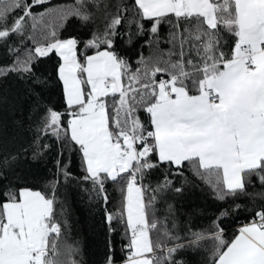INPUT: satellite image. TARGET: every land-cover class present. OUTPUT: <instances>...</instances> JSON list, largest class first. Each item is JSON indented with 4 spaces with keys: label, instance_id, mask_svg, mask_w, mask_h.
<instances>
[{
    "label": "snow or ice",
    "instance_id": "6c2138e0",
    "mask_svg": "<svg viewBox=\"0 0 264 264\" xmlns=\"http://www.w3.org/2000/svg\"><path fill=\"white\" fill-rule=\"evenodd\" d=\"M45 2L0 0V21L5 22L0 24V42L7 47L18 35L21 44H33L24 47L23 56L20 48L9 47L13 62L0 66V77L16 74L44 85L36 73L38 61L52 55L59 61L56 74L64 109L45 108L32 158L50 147L40 145V137L51 135L66 146H78L87 173L83 178L92 180L99 192L107 181L121 185L125 264H183L176 253L208 239L212 246L207 264H264V208L231 239L214 222L210 234L192 232L186 243L171 246L166 241L180 237L169 229L168 216L156 215L166 192L184 190L171 177H183L186 167L220 201L264 199V0H118L103 5L75 0L56 15L61 24L76 17L82 26L92 25L83 41L61 38L58 27L35 33L44 14L38 19L32 8ZM98 7L103 11L100 25ZM12 13L19 14L8 25ZM125 25H134L136 36L148 35L145 44L157 51L161 26L167 25L164 42L171 47L148 59L141 54L134 69L117 50L119 37L132 38L131 31H120ZM56 163L51 196L17 187L0 171V264H68L64 257L72 250L62 251L57 243L61 224L55 188L60 172L69 173L67 166ZM160 169L162 179L155 186L145 185ZM254 181L261 191H255ZM114 218L107 217L109 222ZM106 264H114L111 255Z\"/></svg>",
    "mask_w": 264,
    "mask_h": 264
},
{
    "label": "trees",
    "instance_id": "16d2710c",
    "mask_svg": "<svg viewBox=\"0 0 264 264\" xmlns=\"http://www.w3.org/2000/svg\"><path fill=\"white\" fill-rule=\"evenodd\" d=\"M74 2L75 0H46L44 4L35 5L32 8L34 15L39 19L44 14V19L38 23L35 33L39 35L41 30L58 27L61 38L76 36L82 41L87 40L92 25L82 26L76 17H70L66 23L61 24L57 18L58 10L71 8ZM117 2L118 0H98L99 5ZM128 2L131 3V0ZM96 11V22L100 25L103 11L99 7ZM18 14H10L6 23L10 25L11 16ZM3 23L5 22L0 21V24ZM28 23H32L30 18ZM120 31L132 33L131 41L127 34L117 39V50L129 59L134 69L141 54L148 59L161 52L167 53L171 47L164 42L169 32L167 25L161 26L159 51L145 44L149 39L148 35H135L134 25L131 29L126 25L122 26ZM29 34H32L31 30ZM20 41L21 38L14 35L7 47L0 42V66L11 65L13 62V53L8 51L9 47L20 48L21 56L25 46L33 47L31 41H26L25 44ZM58 62L55 55L38 61L36 73L40 79L46 81L44 85L21 79L16 74L0 77V171H4L8 180L17 187L27 186L51 196L49 182L57 172V160L60 161V168L67 166L69 175L65 176L61 171L55 188L56 218L61 224V236L57 243L62 251L72 250L64 259L68 264L73 260L77 264H106L111 255L116 264L125 260L124 246L128 242L124 218L121 217L125 197L121 185L107 181L104 192H99L92 180L83 178L87 173L78 146L71 142L66 146L65 142L51 135L40 137L39 144H48L50 147L43 151L42 156L32 158L37 128L45 108L50 106L60 111L64 109L62 83L56 74ZM140 117L147 122L146 113L141 112ZM13 156L17 157L16 161L11 162L10 166H4V162L11 161ZM162 171L163 169L155 170L145 179V185L155 186L162 179ZM183 172V177L174 175L171 178L175 187L183 186L184 190L181 193L166 192L156 205V215L168 216L169 229L180 237L179 241H166L169 246L173 243H186L192 238V232L210 234L214 222H218L224 229L225 238L231 239L238 232V227L248 223L256 211L264 208V199L260 197H242L235 201L228 198L220 201L214 197L211 187L196 177L191 168L186 167ZM254 184L255 191H261L259 183L254 181ZM105 195L107 200L104 199ZM237 204L241 207L236 208ZM169 205L172 206L171 213L168 210ZM225 211L227 215L222 216L221 213ZM109 215L115 217L111 222L107 219ZM200 245L198 248L182 249L176 253V257L183 264H207L212 241L204 240Z\"/></svg>",
    "mask_w": 264,
    "mask_h": 264
},
{
    "label": "crops",
    "instance_id": "0c3cea01",
    "mask_svg": "<svg viewBox=\"0 0 264 264\" xmlns=\"http://www.w3.org/2000/svg\"><path fill=\"white\" fill-rule=\"evenodd\" d=\"M243 226V225H242ZM241 227V226H240ZM239 228H237V230H238ZM116 264H125V260L124 261H122V262H119V263H116Z\"/></svg>",
    "mask_w": 264,
    "mask_h": 264
},
{
    "label": "rangeland",
    "instance_id": "374dc122",
    "mask_svg": "<svg viewBox=\"0 0 264 264\" xmlns=\"http://www.w3.org/2000/svg\"><path fill=\"white\" fill-rule=\"evenodd\" d=\"M124 196H125V194H124ZM124 211V205H123V209H122V212ZM128 241V240H127Z\"/></svg>",
    "mask_w": 264,
    "mask_h": 264
},
{
    "label": "built area",
    "instance_id": "2783aa9c",
    "mask_svg": "<svg viewBox=\"0 0 264 264\" xmlns=\"http://www.w3.org/2000/svg\"><path fill=\"white\" fill-rule=\"evenodd\" d=\"M238 228H240V227H238ZM124 256H126V253H125V255Z\"/></svg>",
    "mask_w": 264,
    "mask_h": 264
}]
</instances>
